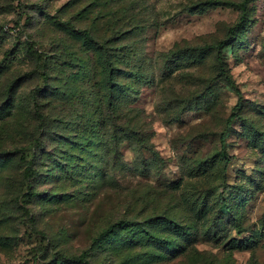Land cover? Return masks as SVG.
I'll use <instances>...</instances> for the list:
<instances>
[{"label":"rangeland","instance_id":"rangeland-1","mask_svg":"<svg viewBox=\"0 0 264 264\" xmlns=\"http://www.w3.org/2000/svg\"><path fill=\"white\" fill-rule=\"evenodd\" d=\"M206 1L0 0V264H264V0L224 52L241 95L183 53L239 18Z\"/></svg>","mask_w":264,"mask_h":264},{"label":"trees","instance_id":"trees-1","mask_svg":"<svg viewBox=\"0 0 264 264\" xmlns=\"http://www.w3.org/2000/svg\"><path fill=\"white\" fill-rule=\"evenodd\" d=\"M253 0H240L239 2H233L228 0H208L204 4L209 6H217L222 4H231L232 6H235L240 14L237 22L230 26L228 29V34L225 38L220 39L216 43L212 44H205L203 46H198L190 49L187 52H183L184 54H188L189 58L192 59V61L196 62H203L206 58H213L214 59V70L217 72V75L220 80H223L228 85L232 86L235 91L241 95V89L239 85L237 84L236 80L234 79L231 69L228 65V63L225 60V50L229 49L230 47H233L235 42L239 40L246 29L248 28L250 22H251V3ZM66 25L74 27V24L70 22L69 20L65 22ZM83 33H85V40L88 41L89 44L95 46L96 50L99 52V58L101 63V68L108 71V82H110L111 85H116L118 87V83H116V78H118V73L121 71L119 65L121 62V49L122 46L117 45L114 47V49H110L111 45L108 46L107 42H101L100 40H96L92 33L88 29H81ZM243 103L241 101V98L239 97V100L237 102V105L234 107L233 112L228 116L227 123L228 125H231L232 122L237 119L241 118V107ZM45 127V125H42ZM222 141H225V136L222 135ZM227 203V202H226ZM229 209L231 207L227 206ZM126 224H130L127 221L120 220L118 222H115L111 224L107 229H105L101 233V237H104L108 235L110 232L114 231L118 227H123ZM62 261L65 260V256L60 257ZM69 263L74 264H91L90 259L88 257V252L85 250L81 252L78 255H75L73 257H68Z\"/></svg>","mask_w":264,"mask_h":264}]
</instances>
